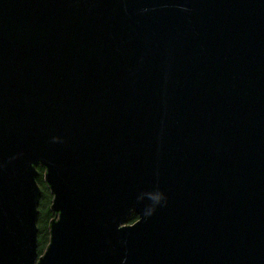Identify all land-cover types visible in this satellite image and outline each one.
I'll use <instances>...</instances> for the list:
<instances>
[{"label": "water", "instance_id": "95a60500", "mask_svg": "<svg viewBox=\"0 0 264 264\" xmlns=\"http://www.w3.org/2000/svg\"><path fill=\"white\" fill-rule=\"evenodd\" d=\"M0 264H264V0H0Z\"/></svg>", "mask_w": 264, "mask_h": 264}, {"label": "rangeland", "instance_id": "374dc122", "mask_svg": "<svg viewBox=\"0 0 264 264\" xmlns=\"http://www.w3.org/2000/svg\"><path fill=\"white\" fill-rule=\"evenodd\" d=\"M43 183H44V191L41 194V197L39 200V207H38L39 213L43 217L41 219V222H40V219L37 222L38 230H39L40 226L42 229L47 228V230H48V225H47V220H46L45 215H46V212L48 210L51 211V203H52V199H53V195H52L48 185L45 184L44 180H43ZM38 217H40L39 214H38ZM48 234H49V231H48ZM48 234L46 237H45V234H42V236L38 239V247H41L43 244H44V246L45 245L47 246L49 239H50V236L48 237ZM47 240H48V242H47Z\"/></svg>", "mask_w": 264, "mask_h": 264}, {"label": "trees", "instance_id": "16d2710c", "mask_svg": "<svg viewBox=\"0 0 264 264\" xmlns=\"http://www.w3.org/2000/svg\"><path fill=\"white\" fill-rule=\"evenodd\" d=\"M37 170H38V172H39V175H38V177H37V183H38V185L40 186V188H41V194H42V192L44 191V183H43V174H44V169L41 167V166H38L37 167ZM39 216L40 217H38V220L40 219V222H41V219H42V215H40V213H39ZM45 217H46V220H47V225H48V230H47V228H41V226H40V228H39V230H38V239L42 236V234H45V237L47 236V234H48V231H49V224H50V221L55 217V214L52 212V211H47L46 212V215H45ZM137 218H136V215L135 214H132L131 215V217L128 219V220H126V222L124 223V224H131V223H133L134 222V220H136ZM50 236V234H48V237ZM47 242H48V240H47ZM46 246V245H45ZM44 246V244L41 246V247H38V252H39V254L41 255V254H43V252H44V250H45V247Z\"/></svg>", "mask_w": 264, "mask_h": 264}, {"label": "flooded vegetation", "instance_id": "af4514ba", "mask_svg": "<svg viewBox=\"0 0 264 264\" xmlns=\"http://www.w3.org/2000/svg\"><path fill=\"white\" fill-rule=\"evenodd\" d=\"M136 218H137V215H136ZM135 221V220H134Z\"/></svg>", "mask_w": 264, "mask_h": 264}]
</instances>
